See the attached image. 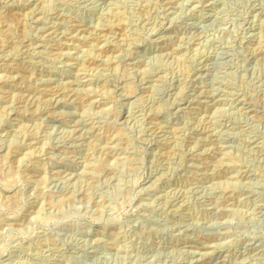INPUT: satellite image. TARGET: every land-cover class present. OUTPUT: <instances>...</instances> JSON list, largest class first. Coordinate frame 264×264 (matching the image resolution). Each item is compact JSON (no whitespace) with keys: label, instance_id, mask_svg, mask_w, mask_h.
Returning <instances> with one entry per match:
<instances>
[{"label":"rangeland","instance_id":"rangeland-1","mask_svg":"<svg viewBox=\"0 0 264 264\" xmlns=\"http://www.w3.org/2000/svg\"><path fill=\"white\" fill-rule=\"evenodd\" d=\"M0 264H264V0H0Z\"/></svg>","mask_w":264,"mask_h":264}]
</instances>
